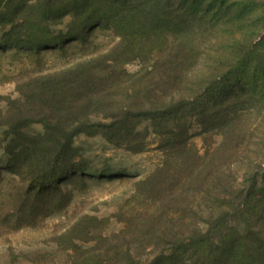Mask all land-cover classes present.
I'll use <instances>...</instances> for the list:
<instances>
[{
	"label": "trees",
	"instance_id": "obj_1",
	"mask_svg": "<svg viewBox=\"0 0 264 264\" xmlns=\"http://www.w3.org/2000/svg\"><path fill=\"white\" fill-rule=\"evenodd\" d=\"M164 1L0 0V29L8 43L60 44L100 23L120 32L103 55L16 80L15 98L0 94L3 141L11 136L8 165L25 186L19 198L31 202L36 217L38 204L62 193L60 183L76 168V135H101L138 152L147 137L138 126L150 122L167 157L136 184V193L164 212H148V220L127 222L108 237L80 219L62 235L70 248L80 241L106 243L102 250L100 244L90 247L93 253L81 264H264V113L249 126L244 111L201 119L204 125L217 122L222 137L202 155L188 143L187 115L198 108L205 115L231 96L255 100L264 111V0H167L166 8ZM68 11V33L55 34L51 25ZM161 41H169L164 49L157 47ZM136 60L140 70L128 72L125 65ZM208 102L214 106L207 108ZM33 123L43 132L24 131ZM253 131L262 135L256 141ZM235 139L239 147L229 152ZM241 149L249 154L237 165ZM202 195L209 205L198 203ZM234 218L245 221L235 225Z\"/></svg>",
	"mask_w": 264,
	"mask_h": 264
},
{
	"label": "rangeland",
	"instance_id": "obj_2",
	"mask_svg": "<svg viewBox=\"0 0 264 264\" xmlns=\"http://www.w3.org/2000/svg\"><path fill=\"white\" fill-rule=\"evenodd\" d=\"M166 4L169 1L165 0L163 7L166 8ZM171 4L168 9L173 15ZM72 21V14L65 12L51 25L50 30L55 34H67ZM17 30L19 33L20 29ZM167 32L171 34L170 29ZM119 40V30L107 23H100L83 36L42 47L8 43L0 29V94L15 98L18 96L15 91L16 80L61 70L79 61L103 55ZM168 42L161 41L156 46L164 49ZM140 68L138 60L125 65L130 73H135ZM229 93L231 91L227 92ZM231 97L229 102L217 105L214 110L209 109L205 115L199 114L202 108L187 114L191 135L188 143L199 154H204L209 144L217 145L222 139L217 134V122L212 120V123L204 125L201 119L209 121L215 118V114L220 118L228 111H244L243 124L249 126L257 124L260 115H263L264 111L257 101L247 97ZM212 106L213 102L206 104L207 108ZM5 107L4 103L3 108ZM207 127L211 130L204 132ZM6 130V127H0V264H81L80 259L93 253L88 249L100 242L80 241L79 248H70L67 245L69 242L62 240V235L80 219L89 222L92 229L96 230L94 233H98L100 237H108L124 229L127 222L148 220V212L156 211L157 215L164 212L162 206L156 204L158 207L153 208L136 193V184L161 167L167 157L166 149L161 144L163 137L152 130L150 122H142L138 126L139 132L147 134L145 148L138 152L131 151L124 145L110 143L101 135H76L72 140L76 168L60 183L62 193H54L50 200H46L47 205L43 206L42 202L36 206V217L30 215L31 202L19 198L18 193L23 192L25 186L20 172L8 165L10 156L6 145L11 136L3 141ZM24 131L38 134L43 132V127L39 123H33L24 127ZM260 131H253V138L250 139L256 141L262 136ZM238 140L228 143L226 150L231 152L234 147H239ZM246 150L241 149L237 165L249 154ZM243 169L238 174L239 180ZM196 188L193 186L192 190ZM257 196L260 197V194ZM210 200L208 196L202 195L198 203L209 205ZM244 221L234 218L232 223L243 225ZM99 248L105 249L106 243H101Z\"/></svg>",
	"mask_w": 264,
	"mask_h": 264
}]
</instances>
